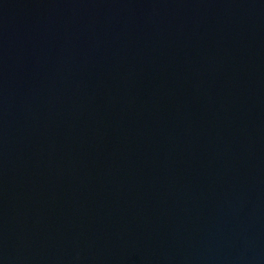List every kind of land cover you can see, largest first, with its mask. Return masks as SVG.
Instances as JSON below:
<instances>
[{"label":"water","instance_id":"water-1","mask_svg":"<svg viewBox=\"0 0 264 264\" xmlns=\"http://www.w3.org/2000/svg\"><path fill=\"white\" fill-rule=\"evenodd\" d=\"M0 264H264V0H0Z\"/></svg>","mask_w":264,"mask_h":264}]
</instances>
